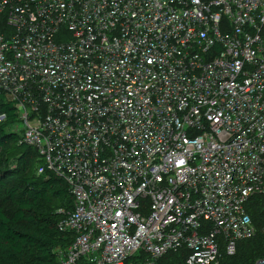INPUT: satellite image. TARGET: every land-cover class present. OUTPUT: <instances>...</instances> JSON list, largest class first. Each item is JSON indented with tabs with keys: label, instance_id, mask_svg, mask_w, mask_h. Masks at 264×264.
Listing matches in <instances>:
<instances>
[{
	"label": "built area",
	"instance_id": "built-area-1",
	"mask_svg": "<svg viewBox=\"0 0 264 264\" xmlns=\"http://www.w3.org/2000/svg\"><path fill=\"white\" fill-rule=\"evenodd\" d=\"M0 18L12 131L74 198L58 264H220L264 235V0H0Z\"/></svg>",
	"mask_w": 264,
	"mask_h": 264
},
{
	"label": "trees",
	"instance_id": "trees-1",
	"mask_svg": "<svg viewBox=\"0 0 264 264\" xmlns=\"http://www.w3.org/2000/svg\"><path fill=\"white\" fill-rule=\"evenodd\" d=\"M3 17V16H1ZM5 17V16H4ZM11 29L0 18V34ZM0 264H58L56 249L67 248L75 236L60 224L75 208L67 182L52 173L39 174L43 166L36 149L21 143L12 131L18 115L11 103L0 97ZM257 228L264 225L260 198L249 204ZM189 251H171L155 264H187ZM148 256L136 253L127 264H145ZM264 260V235L237 245L236 254L223 255L220 264H258Z\"/></svg>",
	"mask_w": 264,
	"mask_h": 264
},
{
	"label": "water",
	"instance_id": "water-1",
	"mask_svg": "<svg viewBox=\"0 0 264 264\" xmlns=\"http://www.w3.org/2000/svg\"><path fill=\"white\" fill-rule=\"evenodd\" d=\"M258 264H264V260L263 261H260Z\"/></svg>",
	"mask_w": 264,
	"mask_h": 264
},
{
	"label": "rangeland",
	"instance_id": "rangeland-1",
	"mask_svg": "<svg viewBox=\"0 0 264 264\" xmlns=\"http://www.w3.org/2000/svg\"><path fill=\"white\" fill-rule=\"evenodd\" d=\"M39 168H40V167H39ZM39 170H40V169L37 170L38 173H39Z\"/></svg>",
	"mask_w": 264,
	"mask_h": 264
}]
</instances>
